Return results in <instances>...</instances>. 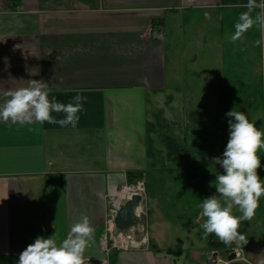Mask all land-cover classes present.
I'll list each match as a JSON object with an SVG mask.
<instances>
[{
    "label": "crops",
    "instance_id": "1",
    "mask_svg": "<svg viewBox=\"0 0 264 264\" xmlns=\"http://www.w3.org/2000/svg\"><path fill=\"white\" fill-rule=\"evenodd\" d=\"M246 4L247 0H0V104L7 91L26 87L31 79L49 84V99L67 104L77 94L87 98L75 128L0 121V264H18L19 254L37 236L55 233L62 241L84 215L94 227L85 252L88 264H206L219 251L211 248L210 235L203 239L200 224L205 218L199 207L216 194L217 173L211 169V157L201 151L186 154L185 148L189 133L196 135L200 126L184 124L182 114L170 118L162 108L152 122L149 95L166 90L168 19L193 10L206 15L246 11ZM155 21H161L160 26L153 27ZM53 116L64 118L62 113ZM177 163L189 180L186 191H180L185 197L181 204L177 199L178 205L171 206H178L177 222L173 224L167 212L156 213L150 220L154 232L148 245L108 250L102 240L107 200L128 185L127 172L143 173L148 194L151 178H164ZM200 164L204 170L199 174ZM255 231L241 232L246 244L228 247L237 252L235 260L225 258L226 249L219 251L223 264L264 261V238H256ZM172 234L179 235L178 243L167 238Z\"/></svg>",
    "mask_w": 264,
    "mask_h": 264
},
{
    "label": "rangeland",
    "instance_id": "2",
    "mask_svg": "<svg viewBox=\"0 0 264 264\" xmlns=\"http://www.w3.org/2000/svg\"><path fill=\"white\" fill-rule=\"evenodd\" d=\"M242 12L224 10L206 15L201 10H193L173 16L166 23L165 40L169 44L166 52V90L158 95H149V118L156 123V115L162 108V111L171 113L170 118L178 119L182 114L184 124L199 125L196 135L190 132L187 136L186 154L201 151L208 159L222 157L229 138L228 120L231 119L225 114L233 108L245 112L249 120L264 131V45L255 44L261 39V33L254 26L241 40L235 43L230 40L234 24ZM170 95L174 99H169ZM258 154L261 156L258 174L264 180V149ZM173 168L174 172L166 173L164 178H151L149 193H146L141 205L146 213L150 235L154 232L150 220L156 213L163 216L167 212L173 224L177 222V199L181 204L185 197L180 191H186L185 181L189 180L183 176V166L177 163ZM220 168L219 165L211 167L212 171L222 174L223 169ZM202 169L204 165L200 164L199 174ZM152 177H157V174ZM127 186L119 188L118 194L107 200L108 220L116 204L122 205L129 197L125 190ZM191 191L192 188L189 194L193 195L194 191ZM174 204L177 205L172 208ZM150 210L153 214L147 220ZM233 212L241 214L237 208ZM251 228L256 230V238H264V197H261L254 217L242 222L240 229L247 235ZM167 238L174 243L180 239L177 234ZM107 248L114 249L111 239ZM261 259L264 260V254Z\"/></svg>",
    "mask_w": 264,
    "mask_h": 264
},
{
    "label": "clouds",
    "instance_id": "3",
    "mask_svg": "<svg viewBox=\"0 0 264 264\" xmlns=\"http://www.w3.org/2000/svg\"><path fill=\"white\" fill-rule=\"evenodd\" d=\"M244 7L247 10L239 14L231 42L241 40L255 26L261 33V39L255 44L264 45V0L259 3L247 0ZM256 9L259 11L253 16ZM48 88L49 84L43 79H31L26 87L7 91V99L0 104V121L19 125L47 122L75 128L79 122L78 113L87 98L77 94L72 102L61 103L55 97L49 99ZM53 113H62L64 118L57 119ZM225 115L231 118L228 120L229 138L222 157L212 158V164L219 165L223 173L216 175L214 188L217 194L206 197L199 206L200 215L205 218L200 227L204 240L214 235L225 245L246 244L247 239L239 229L242 222L254 217L260 199L264 197V180L258 174L261 168L258 153L264 149V131L236 108ZM234 208L241 214L235 215ZM93 233L90 218L84 215L71 225L62 241H57L55 233L48 238L37 236L19 254L18 264H88L85 252Z\"/></svg>",
    "mask_w": 264,
    "mask_h": 264
},
{
    "label": "built area",
    "instance_id": "4",
    "mask_svg": "<svg viewBox=\"0 0 264 264\" xmlns=\"http://www.w3.org/2000/svg\"><path fill=\"white\" fill-rule=\"evenodd\" d=\"M126 192L130 193L131 195L127 198V200L133 195V194H140L144 198L146 197L147 193V186L146 182L143 179H140L137 181L136 184L129 185L125 188ZM140 205L135 209V215L139 219V222L137 225L131 227L129 230H119L115 225V216L118 212V209L121 205L116 204L115 209L113 208L111 210V219L106 220V226L105 231L103 234V242L105 243V246L108 247L109 240L112 241V246L114 249H133V248H139L143 247L149 244L150 242V234L148 230V226H146V213ZM145 216V220H141V216ZM148 225V224H147ZM140 236V238H139ZM106 247V248H107ZM108 250H111L107 248Z\"/></svg>",
    "mask_w": 264,
    "mask_h": 264
},
{
    "label": "water",
    "instance_id": "5",
    "mask_svg": "<svg viewBox=\"0 0 264 264\" xmlns=\"http://www.w3.org/2000/svg\"><path fill=\"white\" fill-rule=\"evenodd\" d=\"M142 200L143 197L140 194H133L120 206L114 220L115 225L119 230H129L131 227L138 224L139 219L135 215V209L140 205ZM141 220H145L144 215L141 216ZM224 255L228 261L237 258V252L234 248L226 249ZM206 264H223L221 253L219 251L213 252L211 257L207 259Z\"/></svg>",
    "mask_w": 264,
    "mask_h": 264
},
{
    "label": "trees",
    "instance_id": "6",
    "mask_svg": "<svg viewBox=\"0 0 264 264\" xmlns=\"http://www.w3.org/2000/svg\"><path fill=\"white\" fill-rule=\"evenodd\" d=\"M161 21H155L153 24L154 26H158L160 25ZM168 142H170V144L172 146H174L175 148H178L177 142L173 139V138H169L168 137ZM143 177V173L142 172H136V171H128L127 172V184L128 185H133L135 184L138 180L142 179ZM209 244L211 246L212 249H216L219 251H224L225 249H227L228 247H231V245H225L224 243H222L221 241H219L214 235H210V239H209ZM168 252H173V250H168ZM175 253H180V251H174Z\"/></svg>",
    "mask_w": 264,
    "mask_h": 264
},
{
    "label": "bare ground",
    "instance_id": "7",
    "mask_svg": "<svg viewBox=\"0 0 264 264\" xmlns=\"http://www.w3.org/2000/svg\"><path fill=\"white\" fill-rule=\"evenodd\" d=\"M126 193H127V192H126ZM127 194H128V196H130V195H131L129 192H128Z\"/></svg>",
    "mask_w": 264,
    "mask_h": 264
}]
</instances>
